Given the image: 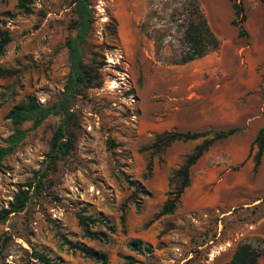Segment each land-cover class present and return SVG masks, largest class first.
Returning a JSON list of instances; mask_svg holds the SVG:
<instances>
[{
  "label": "rangeland",
  "instance_id": "1",
  "mask_svg": "<svg viewBox=\"0 0 264 264\" xmlns=\"http://www.w3.org/2000/svg\"><path fill=\"white\" fill-rule=\"evenodd\" d=\"M179 2L93 0L86 60L93 51L104 56L102 85L76 98L75 147L42 194L28 182L43 167L58 116L29 130L0 161V209L9 208L20 189L32 193L23 209L0 222V264H31L33 250L60 264H100L74 243L105 252L106 264H222L239 243L264 250V152L256 165L253 145L264 122V3L198 0L219 45L179 62ZM16 4L0 0V14L12 13L0 15L11 34L0 66L15 70L0 76V145L13 130L5 113L30 94L53 102L69 72L63 44L74 17L71 0H31V13ZM229 128L236 130L215 140L190 167L176 210L156 215L171 172L197 143ZM169 130L205 135L151 146L156 134ZM79 212L102 213L114 227L108 240L85 236ZM134 239L151 249H131ZM257 264H264V254Z\"/></svg>",
  "mask_w": 264,
  "mask_h": 264
},
{
  "label": "trees",
  "instance_id": "2",
  "mask_svg": "<svg viewBox=\"0 0 264 264\" xmlns=\"http://www.w3.org/2000/svg\"><path fill=\"white\" fill-rule=\"evenodd\" d=\"M264 3V0H260ZM31 0H17L16 7L26 13H31ZM179 10L176 11L179 23V41L182 49L178 54L179 62H187L201 57L216 49L219 41L207 22L202 12L198 0H180ZM74 17L71 19V33L64 41L63 46L68 51L69 72L63 89L57 98L49 103L40 102L33 94L28 95L25 100L14 104L4 115L10 120L13 130L4 139L5 144L0 145V161L12 153V151L23 141L31 129H35L49 116H58L59 122L53 130L49 141V149L43 160V167L34 173L28 186H34L36 194L45 191L44 182L55 173L58 164L66 158L75 147L77 135L74 127L78 126L79 121L74 109L76 98L85 96L90 88H97L102 85L103 78L101 68L105 64L104 56L96 51L91 52L90 60H86L85 44L88 40L90 31L95 22V10L93 0H71ZM232 7L236 16H241V7L233 2ZM0 15L12 16L11 11H2ZM236 23V21H233ZM239 25V24H238ZM240 32L242 26L239 25ZM11 41V34L7 28L0 24V54L5 50L6 45ZM102 59H99L98 57ZM15 70L0 66V76L13 74ZM24 122H30L29 127H23ZM235 128L214 132L209 138H204L197 143L186 155L181 165L174 169L170 174L168 195L163 201L160 210L156 215L172 214L180 203L184 189L190 184V167L202 156L208 147L217 139L227 137L235 132ZM203 132L169 130L155 135L151 146H168L173 141L194 140L204 136ZM253 145L256 146L255 162L258 165L264 152V122L258 129ZM145 194H150L145 191ZM32 193L27 189H20L9 204V208L0 209V222L5 221L11 212H18L23 209L31 199ZM139 207V203H136ZM78 224L84 235L99 241H107V230L114 231L113 225H109L106 217L102 213L97 215H85L77 213ZM124 215L122 214V219ZM100 224L103 229H93V226ZM73 247L83 252L86 257L93 259L100 264L108 262L105 252L87 247L83 244L74 243ZM131 249L139 250L143 247L150 250L149 244H143L142 240L134 239L128 243ZM264 254L260 245L253 242H242L236 245L231 258L222 264H257L259 258ZM31 257L35 261L31 264H60L40 251L33 250Z\"/></svg>",
  "mask_w": 264,
  "mask_h": 264
}]
</instances>
